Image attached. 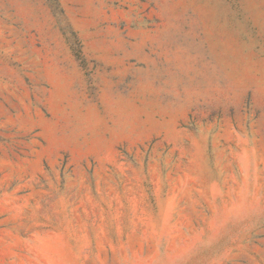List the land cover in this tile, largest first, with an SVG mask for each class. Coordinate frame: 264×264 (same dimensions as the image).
Masks as SVG:
<instances>
[{
	"label": "rangeland",
	"instance_id": "rangeland-1",
	"mask_svg": "<svg viewBox=\"0 0 264 264\" xmlns=\"http://www.w3.org/2000/svg\"><path fill=\"white\" fill-rule=\"evenodd\" d=\"M0 264H264V0H0Z\"/></svg>",
	"mask_w": 264,
	"mask_h": 264
}]
</instances>
